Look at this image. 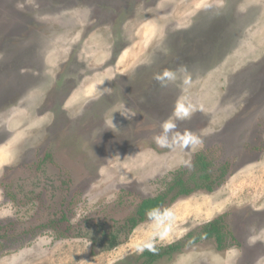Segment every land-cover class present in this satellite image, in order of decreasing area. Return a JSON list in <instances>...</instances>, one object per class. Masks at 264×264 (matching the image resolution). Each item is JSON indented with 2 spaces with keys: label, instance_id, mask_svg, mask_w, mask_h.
I'll use <instances>...</instances> for the list:
<instances>
[{
  "label": "rangeland",
  "instance_id": "1",
  "mask_svg": "<svg viewBox=\"0 0 264 264\" xmlns=\"http://www.w3.org/2000/svg\"><path fill=\"white\" fill-rule=\"evenodd\" d=\"M199 153L211 190L100 245ZM217 216L153 264H264V0H0V264H142Z\"/></svg>",
  "mask_w": 264,
  "mask_h": 264
},
{
  "label": "trees",
  "instance_id": "2",
  "mask_svg": "<svg viewBox=\"0 0 264 264\" xmlns=\"http://www.w3.org/2000/svg\"><path fill=\"white\" fill-rule=\"evenodd\" d=\"M195 172L194 175L189 179L184 180L180 173H175L172 177V181L169 183L166 190L160 194L152 197H146L141 199L138 203L133 215L128 217L120 227L110 229L107 232H103L100 237V245L105 248H113L121 242L122 239L126 238L129 232L140 222L152 219L150 213L152 210L160 211L165 208L171 201L181 195H188L192 191L197 190L203 186L207 190H211L212 179L208 171V160L202 153L195 159ZM221 216L204 223L199 230L189 231L183 239L172 242L166 245H154L152 248L154 251L148 250L146 247L144 251L139 254V258H142V264H153L165 256H170L173 253L181 250L183 245H192L198 242H202L206 239H213L217 246H221L220 241L222 240L223 233ZM94 240V239H93Z\"/></svg>",
  "mask_w": 264,
  "mask_h": 264
},
{
  "label": "clouds",
  "instance_id": "3",
  "mask_svg": "<svg viewBox=\"0 0 264 264\" xmlns=\"http://www.w3.org/2000/svg\"><path fill=\"white\" fill-rule=\"evenodd\" d=\"M176 78L175 73L172 72H165L164 76L161 77L159 75L156 76V79L160 82L161 86H166L167 82L174 81ZM189 81L185 80L184 83L187 84ZM104 80L99 81V84H103ZM196 110L194 105H190L188 108H180L178 114H182L181 118H188L190 117L191 113ZM173 125L168 122H164L161 125L162 131L160 134L154 136V141L156 144H158L162 148H169L173 149L175 147L183 149L191 148L193 151H195L201 144L202 140L199 136L193 133H188L181 141H179L176 144H173L169 142L168 133L173 129ZM165 214H168L167 211ZM161 215L158 210H152L150 213V218L155 219L156 216ZM148 250L154 251L152 246L149 244L147 245ZM138 251H144V248H139Z\"/></svg>",
  "mask_w": 264,
  "mask_h": 264
},
{
  "label": "flooded vegetation",
  "instance_id": "4",
  "mask_svg": "<svg viewBox=\"0 0 264 264\" xmlns=\"http://www.w3.org/2000/svg\"><path fill=\"white\" fill-rule=\"evenodd\" d=\"M221 224H222V230H221V232L223 233L224 224H223L222 220H221ZM223 236H224V235H222V240H221V242L223 241Z\"/></svg>",
  "mask_w": 264,
  "mask_h": 264
}]
</instances>
